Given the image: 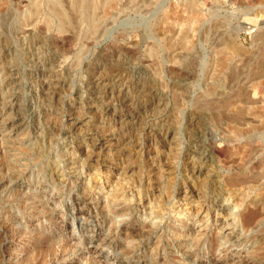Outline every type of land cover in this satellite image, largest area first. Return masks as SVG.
I'll list each match as a JSON object with an SVG mask.
<instances>
[{"label":"rangeland","instance_id":"1","mask_svg":"<svg viewBox=\"0 0 264 264\" xmlns=\"http://www.w3.org/2000/svg\"><path fill=\"white\" fill-rule=\"evenodd\" d=\"M28 1L38 2L40 11L0 0V11L9 8L3 21L0 15V120L20 113L24 123L16 133L0 135V179H10L0 190V264H29L36 231H55L65 241L60 256L47 255L44 264H250L249 256L264 249L258 239L264 231V0H76L79 32L66 35L64 50L53 48L57 19L44 15L47 4L58 0ZM29 21L41 25L44 39L36 52L44 67L28 61L35 52L23 35ZM70 28L67 23L61 34ZM95 78L123 88L133 107L113 98V112H104L107 102L90 98L87 90ZM48 79L64 87L45 96ZM72 110L87 121L80 131L66 120ZM116 117L122 118L119 130ZM95 127L124 140L109 152L110 169L131 164L115 176L120 189L102 188L106 167L80 153L90 149L87 138ZM191 165L202 170L198 179L206 177L197 183L206 203L211 207L213 196L221 198L242 229L229 245L211 220L207 239L189 245L197 255H182L171 232L190 219L166 210L163 194L152 199L149 216L140 198L153 197L147 183L157 176L170 178L169 190L177 191ZM251 178L257 183L251 185ZM115 189L113 202L108 193ZM34 203L39 210L30 207ZM249 211L254 218L246 224ZM142 222L153 233L134 241L125 236Z\"/></svg>","mask_w":264,"mask_h":264},{"label":"bare ground","instance_id":"2","mask_svg":"<svg viewBox=\"0 0 264 264\" xmlns=\"http://www.w3.org/2000/svg\"><path fill=\"white\" fill-rule=\"evenodd\" d=\"M12 1V5L15 6H20V5H29L30 6V11L32 14L38 13L40 11V4L38 2H29L28 0H11ZM37 1V0H36ZM62 1V2H60ZM40 2V1H39ZM30 3V4H29ZM88 7V6H87ZM44 9V8H43ZM87 9V8H86ZM90 9V7L88 8ZM2 11H0V15L2 17V21L4 19V15L8 14L7 12H9V8L8 6L2 7L1 9ZM46 10L48 12V14L44 11ZM44 15L48 21V18L50 17V15H53L57 21H58V27H57V34L55 33L52 37V43H53V48L56 50H64L66 48L69 47V41L66 38V35H72V36H77L78 32H79V25H78V18H79V11H78V4L75 1H70V0H58V1H51L47 4V8L44 9ZM89 12V11H88ZM91 12V11H90ZM90 18V16H89ZM27 19V18H26ZM29 20V19H27ZM1 21V18H0ZM36 21V20H35ZM67 23H71V28L68 30L69 33H66L65 35H62L61 32H65V27ZM42 29H41V25L34 22V21H29L27 23H25V29H23V35L25 38H27L28 40H30V42L33 41V43L31 44L30 47H32L35 52H33L30 55H28L29 57V62L31 63H37V64H41L43 67L44 65V61H42V58L37 56V50L42 49V44H43V35L42 34ZM9 38V37H8ZM43 38V39H42ZM23 39V38H22ZM28 43V42H27ZM37 45H35V44ZM52 48V49H53ZM32 49V50H33ZM31 50V51H32ZM30 51V50H29ZM6 54L5 56H9L10 57V52L5 51ZM55 52V51H54ZM4 54V53H3ZM12 57V56H11ZM27 61V60H26ZM47 63V62H46ZM40 66V65H39ZM49 66V65H48ZM33 67V66H32ZM10 68V67H9ZM37 68V67H36ZM35 68V70H36ZM29 69V68H28ZM27 69V70H28ZM32 70V69H31ZM99 70V69H98ZM8 72V71H7ZM13 72V70H12ZM39 72L41 74H44L43 70H39ZM49 72V71H47ZM31 73V72H30ZM33 74V73H32ZM40 74V76H41ZM91 74V73H90ZM2 76V75H1ZM8 76V75H7ZM52 78V77H51ZM56 79V78H55ZM106 79V77H105ZM109 79V78H108ZM91 82V80H90ZM4 83V82H3ZM16 84V83H15ZM43 84V83H41ZM64 85V83L62 81H57V80H51L48 79L45 81V83L43 84V87L46 89L45 92V96H48V91L50 90V88L52 89L51 93L55 94V91L59 88L62 87ZM66 85V84H65ZM90 87H88V92L90 95V98L92 97L94 100L96 101H106L107 103L105 104L104 107V112L109 113L110 111H112V107L113 105L110 102V100H112L113 98L118 99L119 101H122L123 104H125V108L127 110L131 109L133 106H131V104H133V102H129L126 101L127 99H125L126 96V91L123 88L120 89H113L110 87L108 82H105L103 78H95L92 83H90ZM113 85V84H112ZM139 85V84H138ZM64 87V86H63ZM86 87V86H85ZM16 89V88H15ZM41 89V88H40ZM148 89V88H147ZM63 90V89H62ZM61 90V91H62ZM78 91V90H77ZM76 91V92H77ZM151 91V90H150ZM82 92V91H81ZM18 93V92H17ZM142 93V92H141ZM145 93V92H144ZM15 95V94H14ZM59 95V94H58ZM56 95V96H58ZM53 96V95H52ZM51 96V97H52ZM153 96V95H151ZM2 97V96H1ZM12 97V96H11ZM59 97V96H58ZM61 97V96H60ZM140 97V96H139ZM50 98V97H49ZM48 98V100H50ZM152 98V97H151ZM16 99V98H15ZM60 99V98H58ZM57 99V100H58ZM3 100V99H2ZM87 100V99H86ZM91 100V99H90ZM135 100V99H134ZM15 101V100H14ZM51 101V100H50ZM53 101V100H52ZM75 101V100H74ZM118 101V102H119ZM131 101V100H130ZM155 101V99H154ZM153 101V102H154ZM58 102V101H57ZM93 102V101H91ZM77 103V102H76ZM102 103V102H101ZM138 103V102H137ZM151 103V102H150ZM10 104V103H9ZM154 104V103H153ZM15 105V104H14ZM81 105V104H80ZM117 105V104H116ZM10 106V105H9ZM71 106V105H70ZM88 106V105H87ZM124 106V105H123ZM139 106V105H138ZM142 106V105H141ZM162 106V105H161ZM8 107V106H7ZM16 107V106H15ZM80 107V106H79ZM9 108V107H8ZM124 108V107H123ZM136 108V107H135ZM134 108V109H135ZM138 108V107H137ZM161 108V107H160ZM4 109V108H3ZM81 109V108H80ZM89 110H91V112L94 110L95 111V105H89L88 107ZM87 109V110H88ZM122 109V108H121ZM12 110V109H11ZM19 110V109H18ZM117 110V109H116ZM137 110V109H136ZM73 111V110H72ZM71 111V112H72ZM93 111V112H94ZM98 111V110H97ZM100 111V110H99ZM125 111V110H124ZM139 111V110H138ZM16 112V111H15ZM103 112V113H104ZM113 112V111H112ZM127 112V111H126ZM143 112V111H142ZM4 114V113H3ZM144 114V113H143ZM84 114L80 113L79 110H75L72 113L68 114L67 117V122L70 125L71 130L74 131H80L83 127H86L87 125V121L85 119V117L83 116ZM121 115V114H120ZM127 115H129L127 113ZM20 116V113H19ZM19 116H15L14 119H9V118H4L2 120H0V135L2 136V134H4V132H6V130H8L9 133H16L18 132L22 126H23V119ZM67 116V115H66ZM86 116V115H85ZM11 118V117H10ZM141 118V116H140ZM1 119V118H0ZM122 118H115V123L116 125H118V129L119 130V126H121V120ZM38 120V119H37ZM113 120V119H112ZM132 120V119H131ZM98 122V121H97ZM139 122V121H138ZM92 123V122H91ZM68 125V126H69ZM100 125V124H98ZM94 126V125H93ZM91 126V127H93ZM133 126V125H132ZM142 126V125H141ZM98 127V126H97ZM116 127V126H115ZM99 129V127H98ZM63 130V129H62ZM85 130V129H84ZM165 131V130H164ZM67 132V131H66ZM91 132V131H90ZM92 132H93V137H88L87 138V142H89V146L90 149L87 150L86 148L81 149L80 153L82 156H84V158L88 161H91L94 159H98L100 160V166H104L106 167L105 171L103 172L104 174V180L101 181V179H99V183L100 186L102 188H108L109 186H115L118 187L120 182L115 180V176L118 173L119 169L124 170L125 172H129L130 170V165L126 167H118V170H112L110 169L112 162L110 161V156H109V152L112 149L117 148L118 146H121V143L124 141L122 140V138H117L114 137V131L113 130H109V131H104L103 130H96L95 128H92ZM117 132V131H116ZM126 132V131H125ZM131 132V131H129ZM159 132V131H158ZM122 133V132H121ZM133 134V133H132ZM171 134V133H169ZM160 135V134H159ZM15 136V135H14ZM124 136V135H123ZM8 137V136H6ZM171 137V136H170ZM136 138V137H135ZM162 138V137H161ZM86 139V138H85ZM16 141V140H15ZM80 141V140H79ZM148 143V142H147ZM152 144V143H151ZM166 144V143H165ZM128 145V143H127ZM136 145V143H135ZM157 146V145H156ZM125 147V146H124ZM148 147V146H147ZM160 147V146H159ZM166 147V146H165ZM127 148V147H125ZM139 148V147H138ZM154 148V147H153ZM80 149V148H79ZM118 149V148H117ZM121 153H122V147L119 148ZM124 151V150H123ZM158 151V150H157ZM191 151V150H190ZM193 153V152H192ZM201 154V153H200ZM199 154V155H200ZM130 155V154H129ZM203 155V154H202ZM116 157V156H115ZM200 157V156H199ZM207 157V155H206ZM120 158V157H119ZM129 158V157H127ZM190 158V157H189ZM115 159V158H114ZM165 159V158H164ZM210 159V158H209ZM18 160V159H17ZM129 161V160H128ZM88 164V163H87ZM114 164V163H113ZM166 164V163H165ZM186 164V163H185ZM191 164V163H190ZM19 165V164H17ZM151 165V164H150ZM122 166V165H121ZM189 166V165H188ZM188 170L190 171V177L181 179L180 183H178L179 187L177 191H170L169 190V186H170V178H166V177H152V179L150 180L151 182H148L147 185H151L153 186L154 189V193L152 194L153 197L151 198H145L141 200L142 205V211L143 213L149 215V216H153L152 215V209H151V201L152 199H154L156 196L163 194L165 195V198L163 200V205H167L168 208L166 210L169 211H173V214L176 215V219L178 220H183V218L186 217V219H190V222H184L181 223L179 228H177L178 232L177 233H173L171 232V238L172 240H178L180 242L174 243V245L176 247L179 248L178 253L182 254V255H197L196 250H193L190 248L189 245H191L192 243H198L200 244L201 241H205L207 239V237L205 236L204 233V229L207 227L206 225L208 224V222H212L214 223V225H216L217 230L219 235L223 238L224 243H228L233 244L235 241H237L239 239V235H237V228H239L237 226V221H235V219L237 218V215L234 211H232V209L229 207L228 204H224L222 200H220L219 198H217L216 196H213L211 199V207L210 205H208L205 201V195L203 193V189L199 188L197 183L199 182H204L206 183V177L205 178H201L202 170L200 168H196L194 167V165L188 167ZM114 167V166H113ZM152 167V166H151ZM172 168V167H171ZM1 170V169H0ZM153 172V171H152ZM15 173V172H14ZM129 174V173H128ZM168 174V173H167ZM170 174V173H169ZM17 175V174H16ZM100 175V174H99ZM121 175V174H120ZM118 175V176H120ZM15 176V175H14ZM206 176V175H205ZM17 177V176H15ZM100 177V176H99ZM144 177V176H143ZM117 178V177H116ZM210 178V177H209ZM96 179V178H95ZM118 179V178H117ZM120 179V177H119ZM63 180V179H62ZM201 180V181H200ZM80 181V180H79ZM258 180H256V178H251L248 182L251 185H254L255 183H257ZM97 182V181H95ZM103 182V183H102ZM264 182V181H263ZM8 183H10V179L6 178V179H0V190L1 189H5L8 186ZM86 183V182H85ZM132 183V182H131ZM67 184V183H66ZM96 184V183H95ZM99 185V184H98ZM204 185V184H203ZM202 185V187H203ZM146 186V185H145ZM80 187V186H79ZM84 187V186H83ZM120 187V186H119ZM118 187V188H119ZM198 187V188H197ZM201 187V186H200ZM128 188V187H127ZM131 188V187H130ZM150 188V187H149ZM161 188H163L161 190ZM120 189V188H119ZM145 189V188H144ZM81 190V189H80ZM94 190V189H93ZM211 190H213V188H211ZM76 191V190H75ZM95 191V190H94ZM219 191V190H218ZM217 192V191H215ZM156 193V194H155ZM214 194V193H213ZM118 191L117 189L110 191L108 193V198H110L111 201H116L118 198ZM122 196V195H121ZM93 197V196H92ZM145 201V202H144ZM258 201V200H257ZM248 204V203H247ZM135 205V204H134ZM41 209H45V212H48V216L47 219L51 222L53 221V213L49 211V209L46 207V205H44V203L40 204ZM30 207L32 209L38 208L39 210V205L34 203L33 205L30 204ZM160 208V204L159 206H157V208ZM82 205L80 203H77L76 205V209H81ZM138 209L139 211L141 210ZM158 208V209H159ZM252 207H249V209ZM256 208V207H255ZM261 208V207H260ZM248 209V210H249ZM254 209V207H253ZM255 210V209H254ZM261 210V209H260ZM37 212V210H36ZM137 212V211H136ZM135 211H131L130 214L135 213ZM262 212V211H260ZM158 213V210H156V214ZM248 213V212H247ZM246 213V214H247ZM250 215H248L249 217H247L246 215V224H250L251 222H253V211H249ZM138 216V214H137ZM153 218V217H152ZM245 219V218H244ZM245 219V220H246ZM165 220V219H164ZM242 220V219H241ZM244 220V222H245ZM13 221V220H11ZM129 221V220H128ZM184 221V220H183ZM258 221V220H257ZM7 221H4L3 223L5 224ZM188 223V226H187ZM3 224V225H4ZM10 222H8L6 225H9ZM2 225V228H4V226ZM157 225V224H156ZM162 225V224H161ZM245 225V224H244ZM252 225V224H251ZM146 225L144 222H142L140 224L139 228H136L135 230H130L127 234H125V236L127 238H129L131 241H134L136 237L138 236H142L144 234L148 233H153V231L149 228V226ZM130 227V226H129ZM7 228V227H6ZM241 228V227H240ZM253 227H250V229H252ZM9 229V228H8ZM7 229V230H8ZM22 229V228H21ZM242 229V228H241ZM249 229V228H248ZM5 230V229H4ZM6 230V231H7ZM24 229H22L21 231H23ZM216 230V231H217ZM6 231H3L6 232ZM158 231V230H157ZM263 231V230H262ZM10 233V232H9ZM147 233V234H148ZM37 238L36 240L33 242L32 244V249H30L28 251L27 254H30V256H34V258L31 260V262L29 264H44L45 263V259L47 258V255H53V256H60L61 252L64 251V240L60 238V236L55 232V231H49V232H38L36 231L34 233ZM1 235V232H0ZM116 235V234H115ZM138 235V236H137ZM4 236V235H3ZM257 236V235H256ZM135 237V238H134ZM2 239V238H1ZM258 239L259 241L264 239V231L260 232V234L258 235ZM257 239V240H258ZM136 240H139L138 238H136ZM213 241H215L217 243V240H215V238H213ZM112 242V241H111ZM181 242L186 244L184 246H181ZM214 242V243H215ZM257 242V241H256ZM22 243V242H21ZM259 243V242H258ZM94 244V241H93ZM188 245L189 247L186 248L185 246ZM27 246H31L29 244H27ZM261 246V245H260ZM259 247V246H258ZM3 248V247H2ZM137 247L136 246H132L131 251L134 252L135 249ZM262 248V247H260ZM258 249V248H257ZM259 250V249H258ZM262 250V249H261ZM130 251V250H129ZM130 251V252H131ZM177 251V250H176ZM3 252V251H2ZM136 252V251H135ZM127 254V253H126ZM130 254V253H129ZM1 255V254H0ZM37 256V257H35ZM1 257V256H0ZM49 257V256H48ZM252 260L250 262V264H264V260L262 259V257L264 258V249L263 251H261L260 253H252L249 256ZM161 258V257H160ZM248 259V258H247ZM2 260V259H1ZM49 260V259H48ZM86 261V260H85ZM247 261V260H246ZM247 263V262H246ZM249 263V262H248ZM247 263V264H248Z\"/></svg>","mask_w":264,"mask_h":264}]
</instances>
